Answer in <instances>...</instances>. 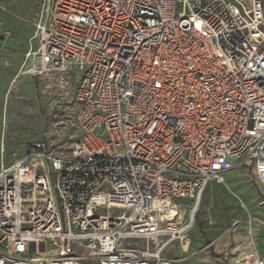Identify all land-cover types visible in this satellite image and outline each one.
Here are the masks:
<instances>
[{
  "label": "built area",
  "instance_id": "2783aa9c",
  "mask_svg": "<svg viewBox=\"0 0 264 264\" xmlns=\"http://www.w3.org/2000/svg\"><path fill=\"white\" fill-rule=\"evenodd\" d=\"M34 39L78 136L1 163L0 264H171L212 181L264 185V0H43Z\"/></svg>",
  "mask_w": 264,
  "mask_h": 264
},
{
  "label": "rangeland",
  "instance_id": "374dc122",
  "mask_svg": "<svg viewBox=\"0 0 264 264\" xmlns=\"http://www.w3.org/2000/svg\"><path fill=\"white\" fill-rule=\"evenodd\" d=\"M42 5L43 0H0V170L2 162L24 155L31 141L67 151L78 136V73L44 69L36 57H27L38 47L34 34ZM224 177L204 191L184 247L169 245L161 253L164 260L243 264L250 248L264 255V185L249 166L230 169ZM2 236L0 231L5 247Z\"/></svg>",
  "mask_w": 264,
  "mask_h": 264
},
{
  "label": "crops",
  "instance_id": "0c3cea01",
  "mask_svg": "<svg viewBox=\"0 0 264 264\" xmlns=\"http://www.w3.org/2000/svg\"><path fill=\"white\" fill-rule=\"evenodd\" d=\"M214 182H217V183H222V182H218V181H212V182H211V183L208 185V187H209L210 185H213V183H214ZM208 187H207V188H208ZM252 250H254V248H250V249H248V250L245 252V254H244V255H246V254L250 253ZM256 250H257V249H256ZM257 251H258V250H257ZM244 255H243V256H244Z\"/></svg>",
  "mask_w": 264,
  "mask_h": 264
}]
</instances>
